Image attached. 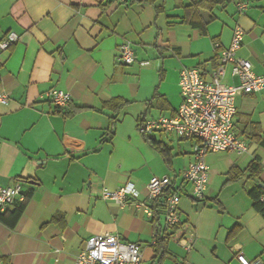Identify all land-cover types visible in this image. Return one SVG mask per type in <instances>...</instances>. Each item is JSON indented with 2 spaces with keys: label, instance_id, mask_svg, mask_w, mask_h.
<instances>
[{
  "label": "crops",
  "instance_id": "1",
  "mask_svg": "<svg viewBox=\"0 0 264 264\" xmlns=\"http://www.w3.org/2000/svg\"><path fill=\"white\" fill-rule=\"evenodd\" d=\"M240 1L248 3L243 12ZM190 2L0 0V43L18 36L0 47V93L9 97L0 102V186L19 183L32 192L15 228L0 220V264H74L88 240L108 232L141 244L140 264H157L159 230L167 236L162 264H240L239 252L264 263V215L249 194L264 183V147L248 135L264 138V90L237 97L235 131L248 150L205 156L206 196L197 200L185 186L179 225L167 227L161 209L150 216L137 203L154 206L151 179L180 174L195 160L191 141L139 129L146 117L175 115L180 71L199 68L211 79L239 24L245 37L237 55L264 75V0L201 10L205 31L184 22ZM125 41L135 51L131 65L117 60ZM223 81L238 82L231 64ZM51 89L71 94L66 108L46 96ZM146 136L170 149L171 167ZM257 158L261 171L253 179L248 167ZM128 183L139 196L124 207L100 196Z\"/></svg>",
  "mask_w": 264,
  "mask_h": 264
},
{
  "label": "built area",
  "instance_id": "2",
  "mask_svg": "<svg viewBox=\"0 0 264 264\" xmlns=\"http://www.w3.org/2000/svg\"><path fill=\"white\" fill-rule=\"evenodd\" d=\"M247 8V2H238L240 12ZM244 37L245 29L237 24L232 42L221 51L211 79H207L199 68L185 67L180 71L182 102L174 116L146 117L139 124L140 131L145 135L155 132L173 133L180 140L192 142L195 160L185 170L180 174L156 176L148 185L149 199L155 204L164 202L163 212L169 228L181 223L179 204L185 186H191L190 195L193 198H205L210 180V168L205 162L208 153H243L248 150L247 143L235 131L236 100L239 95L264 90V75L255 73L251 62L237 55ZM17 39V34L10 33L0 43V47L8 49ZM117 60L124 65L135 62V51L129 41L119 46ZM229 64L232 65V75L238 79L237 83L223 81ZM46 96L61 110L68 106L72 98L69 92L61 89H51ZM0 102H9L6 93H0ZM100 196L124 207L130 200L138 198L139 191L132 183H128L116 189L105 187ZM26 197L19 183L0 186V212L23 202ZM137 203L148 215H154L153 206L145 202ZM179 242L187 248L191 247L190 238H181ZM142 257L141 244L108 232L97 234L88 240L85 248L76 256L74 264H140ZM237 259L240 264H264L261 259H249L241 252L237 253Z\"/></svg>",
  "mask_w": 264,
  "mask_h": 264
},
{
  "label": "trees",
  "instance_id": "3",
  "mask_svg": "<svg viewBox=\"0 0 264 264\" xmlns=\"http://www.w3.org/2000/svg\"><path fill=\"white\" fill-rule=\"evenodd\" d=\"M130 1L131 3L155 4L157 0H130ZM229 1L231 0H191V2L188 5L184 6L186 10L184 16V22L196 28H199L202 31H205L207 22L204 20L201 14V10H208L212 12L216 6L224 5ZM125 103H126L125 101L122 102L121 104L118 105L117 108L120 110L122 108V105H124ZM248 135L252 140H255L264 147V138L261 137L260 132L251 131L249 129ZM146 139L154 148H156L158 151H160L163 154L165 161L171 167L172 159L170 156V149L162 142H159L154 137L146 136ZM248 169L251 171V177L253 179H257L259 177L261 171V164L258 158L251 162ZM249 194L253 199L254 207L264 215V188H262L257 184L249 191ZM26 195L27 197L23 202L16 203L12 209H7L4 212H0V220L10 228H15L16 225L18 224L26 208L27 202L32 195V192H28ZM159 203L160 204H155L156 206L154 205L153 208L154 209L158 208L159 210L161 209L163 211L164 202L160 201ZM58 218L59 216H55L54 219L56 220ZM166 239H167L166 234L162 233L161 230H159L155 248L157 253H161V256L157 264H162L163 259L165 257L167 250Z\"/></svg>",
  "mask_w": 264,
  "mask_h": 264
},
{
  "label": "rangeland",
  "instance_id": "4",
  "mask_svg": "<svg viewBox=\"0 0 264 264\" xmlns=\"http://www.w3.org/2000/svg\"><path fill=\"white\" fill-rule=\"evenodd\" d=\"M229 5H231V6H235V2L234 1H232L231 3H229ZM157 136H162V137H164V139L165 140H167L169 137H171V135H168V134H166V133H163L162 135L161 134H159V133H157ZM175 141H176V139H175ZM175 143V142H174ZM212 154V153H211ZM210 154V155H211ZM146 263H147V260H146ZM145 264V263H144Z\"/></svg>",
  "mask_w": 264,
  "mask_h": 264
},
{
  "label": "water",
  "instance_id": "5",
  "mask_svg": "<svg viewBox=\"0 0 264 264\" xmlns=\"http://www.w3.org/2000/svg\"><path fill=\"white\" fill-rule=\"evenodd\" d=\"M259 186H261L262 188H264V183H260ZM14 206H9V209H12Z\"/></svg>",
  "mask_w": 264,
  "mask_h": 264
}]
</instances>
